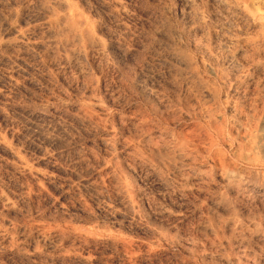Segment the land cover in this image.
Instances as JSON below:
<instances>
[{
    "label": "rangeland",
    "instance_id": "1",
    "mask_svg": "<svg viewBox=\"0 0 264 264\" xmlns=\"http://www.w3.org/2000/svg\"><path fill=\"white\" fill-rule=\"evenodd\" d=\"M263 146L264 0H0V264H264Z\"/></svg>",
    "mask_w": 264,
    "mask_h": 264
},
{
    "label": "bare ground",
    "instance_id": "2",
    "mask_svg": "<svg viewBox=\"0 0 264 264\" xmlns=\"http://www.w3.org/2000/svg\"><path fill=\"white\" fill-rule=\"evenodd\" d=\"M180 140H181V138H180ZM183 140V139H182ZM186 142V141H185ZM261 145V144H260ZM264 147V146H263ZM252 166H254L255 168H261V167H264V160H262V161H259V160H256L255 162H254V164L252 165ZM231 170V169H230ZM223 172V171H222ZM229 174V173H228ZM226 176H228V175H226ZM229 178V177H228ZM232 179V178H231ZM263 188V187H262ZM264 190V189H263Z\"/></svg>",
    "mask_w": 264,
    "mask_h": 264
}]
</instances>
